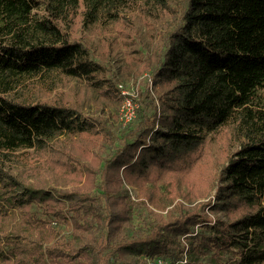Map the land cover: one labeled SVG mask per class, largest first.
Returning a JSON list of instances; mask_svg holds the SVG:
<instances>
[{"label":"trees","instance_id":"16d2710c","mask_svg":"<svg viewBox=\"0 0 264 264\" xmlns=\"http://www.w3.org/2000/svg\"><path fill=\"white\" fill-rule=\"evenodd\" d=\"M262 88L264 0H0V264H264Z\"/></svg>","mask_w":264,"mask_h":264},{"label":"rangeland","instance_id":"374dc122","mask_svg":"<svg viewBox=\"0 0 264 264\" xmlns=\"http://www.w3.org/2000/svg\"><path fill=\"white\" fill-rule=\"evenodd\" d=\"M107 40H110V37L107 39ZM146 40H147V38H146ZM106 44H108V42L106 41L105 43H104V46L106 45ZM119 50V52H118V56L116 57V60H114L113 62V64H114V69L116 70V71H118V69H117V67H118V65L120 64L121 66H122V64H123V60H122V57H124V48L123 47H121V45L118 47V49H117V51ZM120 71H122V69L120 68ZM120 71H118V72H120ZM119 75V74H118ZM133 80L132 79H122V80H120L117 84H118V86H119V84L121 83L122 85H123V88L121 89L120 88V91H122L121 93H123L124 95H125V97H127V98H129L130 100H131V102H133L134 103V107L136 106V101H133L132 100V98L134 97V93H135V91H134V83L132 82ZM81 92V89H80V87H79V85H77V86H65V87H62L61 89H57V90H55V95H57L58 97H62L63 99L65 98V99H69V101L71 100V101H77V97H79L78 95H77V93H79V94H81L80 93ZM260 93H261V95L264 97V89L262 88V89H260V91H259ZM122 94V95H123ZM122 100H123V98H122ZM122 100H121V102L119 103V105H118V109H119V111L121 112V105H122ZM89 108V107H88ZM88 108H85V111L87 112V111H90V109H88ZM93 108V107H92ZM90 113H91V111H90ZM122 122L123 123H125V122H127V121H124V120H122ZM213 144V147L214 146H218V147H221V141H219V140H217V141H215V142H212ZM133 190V189H132ZM134 191V190H133ZM176 264H179V263H176Z\"/></svg>","mask_w":264,"mask_h":264},{"label":"built area","instance_id":"2783aa9c","mask_svg":"<svg viewBox=\"0 0 264 264\" xmlns=\"http://www.w3.org/2000/svg\"><path fill=\"white\" fill-rule=\"evenodd\" d=\"M134 115V104L127 97L124 98L121 105V117L124 121L130 120Z\"/></svg>","mask_w":264,"mask_h":264}]
</instances>
